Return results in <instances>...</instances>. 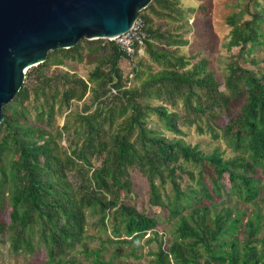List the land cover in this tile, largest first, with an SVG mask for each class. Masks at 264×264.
<instances>
[{
  "label": "trees",
  "instance_id": "obj_1",
  "mask_svg": "<svg viewBox=\"0 0 264 264\" xmlns=\"http://www.w3.org/2000/svg\"><path fill=\"white\" fill-rule=\"evenodd\" d=\"M232 6L224 46L245 61L264 50V6ZM193 14L179 0L140 10L147 39L131 76L120 62L132 60L106 39L49 51L27 70L0 122V241L11 253L76 264L68 255L82 246L91 264H122L102 258L104 245L138 260L148 235V264H264V72L232 60L219 82L210 58L180 53ZM68 63L92 68L84 77ZM191 130L210 152L186 141ZM87 228L99 248L81 244Z\"/></svg>",
  "mask_w": 264,
  "mask_h": 264
},
{
  "label": "water",
  "instance_id": "obj_2",
  "mask_svg": "<svg viewBox=\"0 0 264 264\" xmlns=\"http://www.w3.org/2000/svg\"><path fill=\"white\" fill-rule=\"evenodd\" d=\"M151 1L0 0V122L27 70L49 51L82 39L109 40L128 30Z\"/></svg>",
  "mask_w": 264,
  "mask_h": 264
},
{
  "label": "rangeland",
  "instance_id": "obj_3",
  "mask_svg": "<svg viewBox=\"0 0 264 264\" xmlns=\"http://www.w3.org/2000/svg\"><path fill=\"white\" fill-rule=\"evenodd\" d=\"M185 7L193 6L196 8V15H189L187 25L183 26L185 39L188 44L185 47L179 48L180 53L192 55L200 53L212 60V66L216 74V78L219 82H222V76L226 73V65L232 60L237 62L242 67H247L254 71L264 72V50L251 55L245 56V61L239 58V48H232L227 51L224 44L227 41L229 34V27L225 22L226 16L231 12L233 3L235 0H179ZM264 6V0H259ZM159 24V23H157ZM135 58L132 61L124 59L120 62V65L125 73L128 72L131 76L130 70L139 58ZM255 58L258 60L257 64L251 63L249 60ZM92 67L83 64L68 63V69L75 71L77 74L84 76L90 71ZM58 124H62V119L58 121ZM167 136H170L167 133ZM186 141L191 145L199 144V147L205 152H210L214 147V143L209 141L207 135L198 136L194 130H191L186 137ZM225 150V148H223ZM227 152V151H226ZM133 177L135 174H132ZM142 180L138 177H134V184L138 187V190L143 192L145 190ZM183 183V182H182ZM227 203L234 205L236 209H247L252 210L250 204L243 202H237L235 198L227 199ZM237 202V203H236ZM8 209L0 212V217L4 222H9ZM91 222V221H90ZM162 229V227H161ZM91 228L86 230V238L83 239L82 245L88 249H97L101 246L97 234L94 233ZM92 236H95L92 238ZM148 238L146 235L140 241V249L136 250L137 254H141L140 259H134L133 257L125 256L129 251L130 247L127 245L118 246L116 244H105V251L102 253V258L105 261L112 259L113 263L121 262L122 264H148V261L152 258L148 255L151 251H156L157 244L155 242L145 243ZM1 240V239H0ZM82 246H77L68 257H73L77 260L76 264H91V259L86 258L82 254ZM115 252H120L124 255L113 256ZM0 264H50L47 261L45 253L43 251L34 252L32 255L26 253L13 254L8 249L6 242L0 241Z\"/></svg>",
  "mask_w": 264,
  "mask_h": 264
},
{
  "label": "built area",
  "instance_id": "obj_4",
  "mask_svg": "<svg viewBox=\"0 0 264 264\" xmlns=\"http://www.w3.org/2000/svg\"><path fill=\"white\" fill-rule=\"evenodd\" d=\"M146 39L147 34L143 29L142 20L137 16L128 30L108 41L116 44L127 58L133 60L142 56Z\"/></svg>",
  "mask_w": 264,
  "mask_h": 264
}]
</instances>
